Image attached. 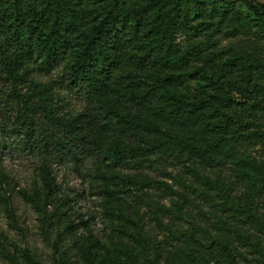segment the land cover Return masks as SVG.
Wrapping results in <instances>:
<instances>
[{"label": "rangeland", "instance_id": "1", "mask_svg": "<svg viewBox=\"0 0 264 264\" xmlns=\"http://www.w3.org/2000/svg\"><path fill=\"white\" fill-rule=\"evenodd\" d=\"M107 2L79 6L97 16ZM231 18L248 28L235 34ZM177 25L168 56L140 59L133 82L100 101L59 81L64 62L45 72L36 59L17 81L0 72V264H126V245L137 264H264V173L149 145L233 134L264 163V0H187ZM169 95L203 108L178 114ZM117 139L136 149L114 159Z\"/></svg>", "mask_w": 264, "mask_h": 264}, {"label": "trees", "instance_id": "2", "mask_svg": "<svg viewBox=\"0 0 264 264\" xmlns=\"http://www.w3.org/2000/svg\"><path fill=\"white\" fill-rule=\"evenodd\" d=\"M80 1L0 0V72L17 81L28 77L26 64L36 59L45 72L64 62L59 81L88 101H100L111 94L116 84L124 80L133 82L140 59L147 61L154 51L153 55L168 56L176 45L173 37L187 0H143L134 6L126 5V0H108L106 9L97 16L92 10L79 6ZM217 1H226L230 6L234 0ZM231 20L230 27L235 34L239 25L248 28L244 20L241 23ZM92 21L97 22L90 26ZM221 23V20L217 21L218 25ZM146 44H149L147 48ZM221 101L225 103L226 99ZM168 102L178 114L180 111L192 114L203 108H189L188 103L175 95H169ZM211 107L212 113H218V106ZM166 136L150 142V147L178 146L206 167L226 159L245 166L253 174L261 176L264 173V163L247 159L233 134H224L217 139L182 132H169ZM111 146L114 159H121L123 153L136 149L122 144L121 139ZM42 180L48 194L57 188L46 166ZM120 231L144 246L145 238L138 227L124 226ZM125 251L126 264H137L129 245L125 246ZM90 264L97 263L92 261Z\"/></svg>", "mask_w": 264, "mask_h": 264}]
</instances>
